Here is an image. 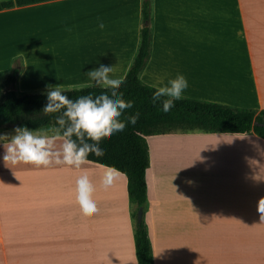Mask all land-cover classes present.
I'll list each match as a JSON object with an SVG mask.
<instances>
[{
	"label": "crops",
	"instance_id": "obj_1",
	"mask_svg": "<svg viewBox=\"0 0 264 264\" xmlns=\"http://www.w3.org/2000/svg\"><path fill=\"white\" fill-rule=\"evenodd\" d=\"M7 1L16 0L0 3ZM141 7L142 0H44L0 10V98L15 58L18 95L99 87L85 73L100 65L123 79ZM151 18L144 84L165 86L179 74L188 81L183 98L264 112V0H151ZM159 136L146 138L152 264H264V139ZM7 145L0 140V264H138L123 174L105 188L107 167L91 161L79 169L12 165L3 160ZM82 174L95 188L91 216L76 199Z\"/></svg>",
	"mask_w": 264,
	"mask_h": 264
},
{
	"label": "trees",
	"instance_id": "obj_2",
	"mask_svg": "<svg viewBox=\"0 0 264 264\" xmlns=\"http://www.w3.org/2000/svg\"><path fill=\"white\" fill-rule=\"evenodd\" d=\"M44 0H16L0 3V10L13 6L30 5ZM142 26L139 32V43L133 61L123 78L118 93H123L125 101H132L133 107L125 110L120 117L139 113L135 125L128 124L122 132L114 133L110 138L100 142L103 156L89 154L88 161L106 167H114L127 179V194L131 205V218L134 226L135 256L138 264H152V247L145 222L147 211L145 173L149 167V148L146 138L168 134H204L246 135L253 133L264 139V112L248 108H236L227 105L181 97L175 101V107L165 113L160 103L153 104L151 97L156 88L144 84L139 74L150 56L151 50V0H142ZM21 59L12 60L5 86L15 87L21 70ZM111 89L103 87H86L81 89L62 90V93L75 100L80 96L93 97L108 94ZM47 93L18 95L6 90L0 98V131L27 127L29 130L52 132L56 117L60 113L45 114L42 112L47 103ZM73 139H76L75 136ZM88 143L92 141L88 140ZM142 208L143 216L137 222V210Z\"/></svg>",
	"mask_w": 264,
	"mask_h": 264
},
{
	"label": "clouds",
	"instance_id": "obj_3",
	"mask_svg": "<svg viewBox=\"0 0 264 264\" xmlns=\"http://www.w3.org/2000/svg\"><path fill=\"white\" fill-rule=\"evenodd\" d=\"M103 22L99 28L103 29ZM69 31L71 29H68ZM114 72L113 66L100 65L85 75L96 86L111 89V96L101 94L80 96L75 100L62 93L61 86L51 87L47 93V103L42 112L45 114L60 113L55 120L58 127L51 130L54 135L29 130L27 127H17L15 134L0 135V140H8L7 150L3 160L12 165L25 164L40 166L66 165L81 168L89 163V154L103 156L104 150L99 146L104 139L110 138L114 133L122 132L128 124L135 125L139 113H135L121 120L125 110L133 107L132 101H125L123 93H118L123 79L110 78ZM188 87V81L183 75H177L169 80L165 86L157 87L151 100L155 105L160 103L162 110L167 113L175 107V101L181 99L182 93ZM75 136L76 139H73ZM90 140L92 143H88ZM122 173L114 167H107L102 184L110 187ZM94 185L87 174H82L76 181V199L84 215H94L98 209L93 200Z\"/></svg>",
	"mask_w": 264,
	"mask_h": 264
},
{
	"label": "water",
	"instance_id": "obj_4",
	"mask_svg": "<svg viewBox=\"0 0 264 264\" xmlns=\"http://www.w3.org/2000/svg\"><path fill=\"white\" fill-rule=\"evenodd\" d=\"M13 88H14L13 85H10L7 90L8 91H12ZM136 214H137V222L140 223L141 220H142V216H143V210H142V208H139L137 210Z\"/></svg>",
	"mask_w": 264,
	"mask_h": 264
},
{
	"label": "rangeland",
	"instance_id": "obj_5",
	"mask_svg": "<svg viewBox=\"0 0 264 264\" xmlns=\"http://www.w3.org/2000/svg\"><path fill=\"white\" fill-rule=\"evenodd\" d=\"M6 87V86H5ZM246 88L248 89H250V82H249V76H248V74H247V81H246ZM6 89H7V87H6ZM249 92V91H248ZM190 99V98H189ZM197 133H199V134H204V133H201V132H198V131H196V132H193V133H189V134H197ZM176 134H179V133H176ZM179 135H188V134H179ZM152 137H154V138H162L163 136H152ZM130 204V203H129Z\"/></svg>",
	"mask_w": 264,
	"mask_h": 264
}]
</instances>
